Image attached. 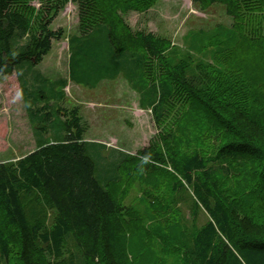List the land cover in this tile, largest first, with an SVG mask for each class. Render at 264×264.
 I'll list each match as a JSON object with an SVG mask.
<instances>
[{
  "label": "trees",
  "instance_id": "1",
  "mask_svg": "<svg viewBox=\"0 0 264 264\" xmlns=\"http://www.w3.org/2000/svg\"><path fill=\"white\" fill-rule=\"evenodd\" d=\"M75 1L79 32L67 37L74 48L69 78L94 87L122 72L151 111L155 140L135 154L84 140L79 106L62 104L68 80L50 82L36 69L52 41L63 36L50 24L65 3L51 0L31 20L22 0H0V75L15 73L36 143L20 158L0 162V264H126L117 229L126 207L114 190L125 178L157 173L175 191L190 190L194 211L207 216L187 243L175 244L181 264H264V119L243 105L249 92L233 82L238 88L230 91L240 90L236 98L219 97L208 65L190 57L175 59L168 38L125 23L123 13L147 11L155 0ZM194 2L224 4L233 20L226 36L238 42L236 49L243 44L249 58H263L264 0ZM249 68L252 80L262 84L261 71ZM95 73L103 76L89 85ZM35 78L51 86L60 82L62 90L50 86L46 94ZM25 92L31 93L29 100ZM189 121H204L202 131H185ZM46 134L53 138L47 140ZM207 134L217 140L214 152L201 145ZM88 146L96 153L112 151L103 185ZM223 159L255 161L258 169L251 180H238L227 190L218 180L221 170L230 174L218 164Z\"/></svg>",
  "mask_w": 264,
  "mask_h": 264
},
{
  "label": "rangeland",
  "instance_id": "2",
  "mask_svg": "<svg viewBox=\"0 0 264 264\" xmlns=\"http://www.w3.org/2000/svg\"><path fill=\"white\" fill-rule=\"evenodd\" d=\"M58 1L65 4L53 18L50 28H61L63 36L52 41L50 52L36 65V69L42 71L50 82L68 80L62 104L66 107L79 106L86 124L85 139L135 154L155 140L157 130L150 109L140 102L139 95L130 88L122 72L114 79L106 77L101 71L99 73L105 78L99 82L103 75L95 73L87 82L89 85L98 82L94 87L69 78V55L74 48L70 49L67 37L79 32V9L75 0ZM50 4L51 0H22L24 11L31 20L38 18L43 7ZM122 15L133 30L151 31L168 38L172 43L171 56L175 59L190 57L194 62L201 61L213 69L219 97L231 94L232 98H236L234 94L240 90L230 89L238 88L233 82H240L249 92V103L245 97L242 98L245 99L243 105L250 113L264 119V56H258V60L249 58L243 44L236 49L238 42L226 36L233 20L226 13L224 4L155 0L147 11H129ZM71 66L72 72L76 73L78 64L74 59ZM249 66L261 71L258 74L262 76V84L259 80H252L254 69ZM33 82L50 94L47 88L51 85L36 78ZM51 87L62 90L60 82ZM24 94L26 100L31 98V93ZM196 113L193 111L194 116ZM203 127L204 121L196 124L189 121L184 130L197 133ZM208 135L201 145L205 151L214 152L217 140L207 138ZM45 137L47 140L53 138L49 134ZM34 148L31 126L15 73L0 75V162L14 161ZM96 152L94 147L88 146V155L95 163L96 177L103 185L108 174L105 169L112 164V151L107 148L101 153ZM218 164L229 170V175L223 170L218 174L220 184L227 190L238 180L243 183L246 179L251 180L253 171L258 169L256 162L251 160L236 162L223 159ZM114 191L126 207V213L117 222L126 264H181V254L175 244L187 243L192 233L207 220L204 212L194 211L190 190L186 188L182 193L175 191L171 181L157 173L125 178Z\"/></svg>",
  "mask_w": 264,
  "mask_h": 264
},
{
  "label": "crops",
  "instance_id": "3",
  "mask_svg": "<svg viewBox=\"0 0 264 264\" xmlns=\"http://www.w3.org/2000/svg\"><path fill=\"white\" fill-rule=\"evenodd\" d=\"M41 73H42V71H41ZM43 74V73H42ZM16 76V75H15ZM18 81V80H17ZM75 88L77 89L78 87H77V85H75ZM32 136H33V134H32ZM33 140H34V144H35V147H36V143H35V139H34V136H33ZM84 140H88V139H85L84 138ZM89 141V140H88ZM106 144V143H105ZM107 145V144H106ZM108 146V145H107ZM111 147H114V146H111ZM32 151V150H31Z\"/></svg>",
  "mask_w": 264,
  "mask_h": 264
}]
</instances>
